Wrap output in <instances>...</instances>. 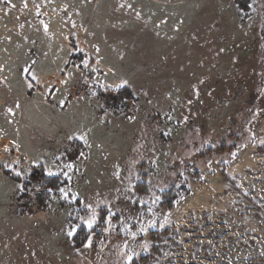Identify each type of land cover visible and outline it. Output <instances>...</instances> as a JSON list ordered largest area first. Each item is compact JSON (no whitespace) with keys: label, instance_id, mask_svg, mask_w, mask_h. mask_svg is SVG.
<instances>
[{"label":"rangeland","instance_id":"rangeland-1","mask_svg":"<svg viewBox=\"0 0 264 264\" xmlns=\"http://www.w3.org/2000/svg\"><path fill=\"white\" fill-rule=\"evenodd\" d=\"M11 3L16 7L0 0V162L19 158L27 168L24 157L48 154L51 163V152L35 142L56 147L55 155L71 153L77 149L67 137L91 129L74 190L83 201H101V216L102 201H109L133 231L149 219L157 223L132 238L115 217L110 233L100 221L95 228L103 236L77 252L62 229L68 212L74 218L82 204L70 205L58 193L51 200L40 169L29 180L0 169V264H125L119 255L125 240L139 253L133 264H264V0H248L243 12L237 0ZM86 57L99 74L75 67ZM26 68L40 79L34 89L26 88ZM122 80L128 84L114 87ZM124 87L132 96L119 99ZM117 164L121 179L132 167L141 177L133 183L148 185V191L137 185L143 205L114 198V189L127 185L114 176ZM21 182L31 191H17ZM171 187L173 205L163 197L152 217L146 211L152 194ZM168 212L170 223L161 227Z\"/></svg>","mask_w":264,"mask_h":264},{"label":"snow or ice","instance_id":"snow-or-ice-1","mask_svg":"<svg viewBox=\"0 0 264 264\" xmlns=\"http://www.w3.org/2000/svg\"><path fill=\"white\" fill-rule=\"evenodd\" d=\"M254 2V0H253ZM7 3L10 5V8H15L16 5L11 3V0H7ZM24 7H27V3H25ZM120 7H125V5L121 4ZM129 9L132 8L131 4L126 5ZM251 7V5H249ZM241 12H243V9H240ZM37 14L39 15V6H37ZM136 16L139 18L140 13L137 12ZM182 22V21H181ZM163 23V21H161ZM23 27V25H21ZM45 31H47V24L44 25ZM97 53H99L100 49L99 46H94ZM78 51H83L82 49H77ZM221 51H224L221 49ZM99 63V61H97ZM81 65L83 68H90L91 71L96 72L99 74V68L95 67L94 65H91L90 58H84L81 60V64L76 65L75 67L80 69ZM24 72H30V69H24ZM31 79H29L27 76H25L26 81V88L27 89H34L36 85L40 83V79L36 76L34 72H30ZM68 77L71 78L73 73L69 72ZM105 75H107L105 73ZM88 78L85 77V82H87ZM35 82V83H33ZM69 82L68 79H64L61 81L62 84L67 85ZM93 83L99 84L100 81L96 80L93 81ZM204 80H200L199 84H203ZM128 84L127 80H122L119 85H115L114 87H122ZM102 87L107 90L108 87H112L109 85H101ZM193 94L198 98L200 94L199 87L196 84H193L192 86ZM92 95H97L96 91H92ZM211 95V93H209ZM192 100H188L187 103L190 105L192 104ZM60 105H63L65 103L64 100H60L58 102ZM21 105L19 101H16L14 104V108L18 109ZM14 108L13 107H7L6 113L7 114H13L14 115ZM168 120H173L174 117L172 115H168ZM130 120H134L135 117H129ZM188 116H183L182 121L187 122ZM91 129H80L76 132H73L71 135L67 137L69 141H72L74 139H78L79 141L83 142V145L87 146L89 149L92 147V143L90 142V134ZM170 131L163 133L164 135H170ZM262 144H264V140L261 141ZM12 144L15 145L17 150L19 149V145L16 144L15 141H12ZM99 147V146H98ZM4 151L9 152L11 149H9L7 146H5ZM233 156L236 155V153H232ZM87 155L84 151L79 150L77 148L74 152H68L66 149L64 151H60L59 155H54L51 160V163L48 159H45L44 156H39L37 158L29 159L28 157H24L25 160L28 161L27 168L21 167V160L19 158L8 162H0V169L4 170H11L15 174L16 177H23L25 180H29V178L34 174L33 169H40L41 174L46 178H55L56 180H59L60 183L56 185L55 191L52 187L46 188V191L49 193L51 200H56V194H59V197L62 201H65L69 203L70 205H81L77 206L73 209L75 212V217L73 218V212H68V217L70 219L67 220L66 224L63 227L64 235L69 239L70 242L73 244L75 243L74 239L78 233L81 231L86 230V236L84 238V248H91L93 245V238L96 235L95 226L100 222L103 221L104 227H102V231L105 233H110L113 228L115 227L113 220L114 217L117 219L119 223H122L124 225V232L127 235H130L132 238H136L141 233L147 234L149 226H155L157 221L156 219H149L147 223L141 222V226L138 230L133 231L132 225L128 224L124 218V216L117 215V212H114L112 210V205L109 201L104 200L102 203L107 206V210L103 216H101V212L104 211V209L100 208L101 201L96 202H87L83 201L82 198H80V193L78 191L74 190L73 186V178L74 175L79 172L78 167V161H82L84 159H87ZM137 163V161L133 160L131 161V165L134 166ZM116 171L114 172L115 178L120 182L121 185L124 184L125 180H127V185L125 189L122 191L121 188H115L114 191L117 193V195L114 197L117 201L126 202L129 206L131 205H143L144 200L142 198H136L138 197L137 192V185L133 183V179L139 180L141 177L136 174L134 171H132V167H129L128 169V175L125 176L123 179H121V171L123 169L120 168V166L117 164L115 165ZM150 183V180H149ZM35 187V186H34ZM16 190L24 193L31 191L26 185L25 182L18 183L16 185ZM147 191V190H146ZM161 192H163V188L160 189ZM153 199L151 200V205L147 207L146 211L152 214V217L157 216V212L153 210L154 206L157 205L159 202L163 200V196L161 195H155L152 194ZM50 206V205H49ZM83 212V215L81 214ZM142 214V213H141ZM171 216V212H168L166 215L163 216L164 223L161 225L163 227L164 225L170 223L168 217ZM101 243H103L101 241ZM142 247L147 250L149 247V242L147 240L144 241ZM77 252L80 251L79 248L75 249ZM34 254V253H33ZM262 254H264V249H262ZM119 255L124 259L125 264H133L134 258L139 256V253L136 252L134 249H129V245L127 240L124 241L122 245V250L120 251Z\"/></svg>","mask_w":264,"mask_h":264},{"label":"trees","instance_id":"trees-1","mask_svg":"<svg viewBox=\"0 0 264 264\" xmlns=\"http://www.w3.org/2000/svg\"><path fill=\"white\" fill-rule=\"evenodd\" d=\"M237 3L241 9L248 10V7H249L248 0H237ZM124 96H127V97L132 96L131 95V89L129 87H127V88L124 87L121 89L119 99L123 98ZM74 142H75L74 146L76 149L79 148V150H83L82 144H80L76 140H74ZM45 179H46V183L52 188H55L56 185H58L60 183V181L56 180L55 178H45ZM137 185H138V188L140 190H143V191L147 190L148 191L149 187H148V185L146 186L145 182H143L141 184L138 183ZM175 193L176 192L174 191L173 187H171L169 190L163 191L161 193V195H163L164 199L166 200V202L168 203L169 206L173 205V200H174V197L176 196ZM38 199L41 203H45V201H46V198L43 195H41ZM95 231H96V228H95ZM86 234H87L86 230H84V231H81L80 233H78V235L75 238H73L75 241V243H74L75 248H80L81 246H83L84 238H85ZM96 234L101 236V237L103 236L102 231H98Z\"/></svg>","mask_w":264,"mask_h":264},{"label":"crops","instance_id":"crops-1","mask_svg":"<svg viewBox=\"0 0 264 264\" xmlns=\"http://www.w3.org/2000/svg\"><path fill=\"white\" fill-rule=\"evenodd\" d=\"M57 129H59V130H61L62 128H57ZM59 133H61L60 131H59ZM63 139V136H59V137H54V139H53V143H54V145H59V143L61 142V140ZM74 140H76V141H78L80 144H82L83 145V142L82 141H79L78 139H74ZM73 141V140H72ZM34 146L35 147H38L39 149H44L45 151H49V152H51V155H55V153H56V147H54V146H47V147H44L42 144H41V142H39V141H37V142H35L34 143ZM46 146V145H45ZM87 150H88V147L87 146H85V145H83V150L82 151H84L85 153L87 152ZM98 153H100V152H98ZM30 154V153H29ZM48 155V154H47ZM47 155H42V156H47ZM49 156V155H48Z\"/></svg>","mask_w":264,"mask_h":264},{"label":"built area","instance_id":"built-area-1","mask_svg":"<svg viewBox=\"0 0 264 264\" xmlns=\"http://www.w3.org/2000/svg\"><path fill=\"white\" fill-rule=\"evenodd\" d=\"M111 106L113 107V106H114V104H111Z\"/></svg>","mask_w":264,"mask_h":264}]
</instances>
